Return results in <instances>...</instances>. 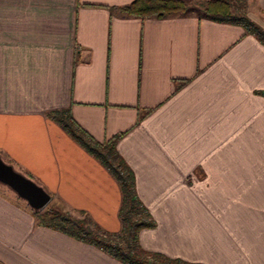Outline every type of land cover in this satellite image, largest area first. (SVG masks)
Listing matches in <instances>:
<instances>
[{
  "label": "crops",
  "instance_id": "obj_1",
  "mask_svg": "<svg viewBox=\"0 0 264 264\" xmlns=\"http://www.w3.org/2000/svg\"><path fill=\"white\" fill-rule=\"evenodd\" d=\"M133 1L0 0V158L119 233L120 185L66 131L68 114L97 142L118 137L155 221L144 250L264 264V41L196 4L163 20L120 14ZM244 2L264 32V0ZM12 195L0 189V264H124Z\"/></svg>",
  "mask_w": 264,
  "mask_h": 264
},
{
  "label": "trees",
  "instance_id": "obj_2",
  "mask_svg": "<svg viewBox=\"0 0 264 264\" xmlns=\"http://www.w3.org/2000/svg\"><path fill=\"white\" fill-rule=\"evenodd\" d=\"M244 4V0H202L197 8L201 15L212 21L243 24L264 41L262 29L243 13ZM117 10L124 17L163 20L185 15L190 7L185 0H134ZM59 121L79 145L111 171L119 183L122 192L119 212L122 227L119 233L106 232L82 212H74L79 216L73 217L60 212L39 214V210H35L38 222L94 244L124 264H195L146 251L139 244L140 232L153 228L155 221L137 196L132 169L116 150L118 137L100 143L78 128L68 114L59 118Z\"/></svg>",
  "mask_w": 264,
  "mask_h": 264
},
{
  "label": "water",
  "instance_id": "obj_3",
  "mask_svg": "<svg viewBox=\"0 0 264 264\" xmlns=\"http://www.w3.org/2000/svg\"><path fill=\"white\" fill-rule=\"evenodd\" d=\"M0 183L9 187L19 198L27 202L33 210L45 208L51 196L37 183L0 158Z\"/></svg>",
  "mask_w": 264,
  "mask_h": 264
},
{
  "label": "rangeland",
  "instance_id": "obj_4",
  "mask_svg": "<svg viewBox=\"0 0 264 264\" xmlns=\"http://www.w3.org/2000/svg\"><path fill=\"white\" fill-rule=\"evenodd\" d=\"M185 1L189 4L190 9L195 8L194 4H196V7H197L201 3V1H199V0H185ZM0 189L7 190L8 192H10V194H13L12 196H14L15 198H18L16 196V194L13 193V191L9 187H7L1 183H0ZM39 212H40L39 214H46V215L51 214L53 212L54 213L60 212L62 214H68V215L70 214L73 217L79 216L74 212H69V211L65 210L64 207L62 206V204L56 199H53L52 201H50V203L44 209H42V211H39Z\"/></svg>",
  "mask_w": 264,
  "mask_h": 264
}]
</instances>
